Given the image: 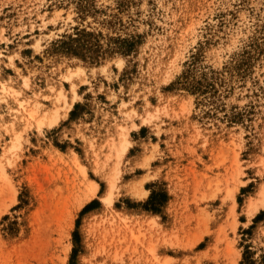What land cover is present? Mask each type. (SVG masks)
<instances>
[{
    "label": "rangeland",
    "instance_id": "obj_1",
    "mask_svg": "<svg viewBox=\"0 0 264 264\" xmlns=\"http://www.w3.org/2000/svg\"><path fill=\"white\" fill-rule=\"evenodd\" d=\"M263 211L264 0H0V264H264Z\"/></svg>",
    "mask_w": 264,
    "mask_h": 264
},
{
    "label": "trees",
    "instance_id": "obj_2",
    "mask_svg": "<svg viewBox=\"0 0 264 264\" xmlns=\"http://www.w3.org/2000/svg\"><path fill=\"white\" fill-rule=\"evenodd\" d=\"M91 34L89 33H81L77 34L76 37L70 36L67 41H62L60 44L61 47H63L64 51L68 53H74L76 55H81L84 57H91L90 56V51L92 50V46L90 44V38ZM197 86H195V89H201L202 84L201 82H196ZM204 91V90H202ZM75 112L73 111L71 113V116L73 117ZM160 195L164 196V201H165V195L164 194H156L153 192L150 200L148 201V204L146 207L149 210L152 211H158L159 205L161 206L164 202L162 197ZM98 203V201H93L91 202L84 210L83 212L90 211L91 209L94 208V206ZM261 218H264V211L261 212L257 217L256 220H259Z\"/></svg>",
    "mask_w": 264,
    "mask_h": 264
},
{
    "label": "bare ground",
    "instance_id": "obj_3",
    "mask_svg": "<svg viewBox=\"0 0 264 264\" xmlns=\"http://www.w3.org/2000/svg\"><path fill=\"white\" fill-rule=\"evenodd\" d=\"M54 121L57 122V119H55ZM94 187H97V185L94 186ZM110 197H111V196H110ZM110 197H108L107 200H110V199H111ZM260 205H261V204H260ZM255 207H256V206H255Z\"/></svg>",
    "mask_w": 264,
    "mask_h": 264
}]
</instances>
